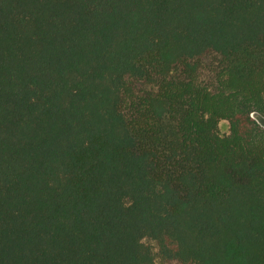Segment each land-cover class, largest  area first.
Returning <instances> with one entry per match:
<instances>
[{"label": "trees", "instance_id": "1", "mask_svg": "<svg viewBox=\"0 0 264 264\" xmlns=\"http://www.w3.org/2000/svg\"><path fill=\"white\" fill-rule=\"evenodd\" d=\"M0 264H264V0H0Z\"/></svg>", "mask_w": 264, "mask_h": 264}, {"label": "rangeland", "instance_id": "2", "mask_svg": "<svg viewBox=\"0 0 264 264\" xmlns=\"http://www.w3.org/2000/svg\"><path fill=\"white\" fill-rule=\"evenodd\" d=\"M220 130H221V132L223 134L230 132V125H229V122L227 120L221 121V123H220Z\"/></svg>", "mask_w": 264, "mask_h": 264}]
</instances>
